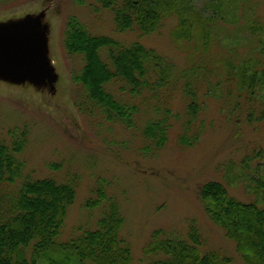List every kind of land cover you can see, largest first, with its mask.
<instances>
[{"label":"trees","instance_id":"1","mask_svg":"<svg viewBox=\"0 0 264 264\" xmlns=\"http://www.w3.org/2000/svg\"><path fill=\"white\" fill-rule=\"evenodd\" d=\"M195 1L97 0L93 7L96 12L111 13L119 33L136 31L145 36L176 19L173 40L189 62L179 76L187 96L188 124L178 137L184 147L196 145L201 136L192 130L202 112L200 86H209L207 91L213 93L227 91L233 112L243 111L250 124L264 123V13L260 14L255 0H208L204 9ZM64 36L67 52L84 61L72 74L83 97L79 106L97 109L109 121L136 127L134 117L140 112L138 105L116 97L113 87L130 98L150 93V98L158 99L159 91L177 81L173 63L140 41L126 44L93 33L74 16L67 20ZM153 107L158 117L142 129L150 143L146 151L165 146L173 127L168 104L159 101ZM14 134L11 142L0 135V264H132V249L121 235L125 217L103 185L87 203L105 206L96 226L60 239L77 197V178L60 182L26 176L17 184L23 173L19 155L26 147L27 133ZM262 154L253 160L257 170L255 176L250 174L249 187L255 194L251 202L232 195L220 180L205 182L198 191L206 213L236 244L244 264H264V162L256 160ZM251 157L247 155L242 165ZM161 233L152 234L145 252L164 257L147 264H233L221 251L202 250L204 241L195 225L190 226L188 239H160Z\"/></svg>","mask_w":264,"mask_h":264},{"label":"rangeland","instance_id":"2","mask_svg":"<svg viewBox=\"0 0 264 264\" xmlns=\"http://www.w3.org/2000/svg\"><path fill=\"white\" fill-rule=\"evenodd\" d=\"M207 2L196 0L195 4L204 9ZM255 2L263 14L264 0ZM95 5L97 0H0V26L39 21L50 70V75L38 80L0 77V135L11 142L15 132L27 133L26 147L19 155L23 173L17 184L26 176L52 177L60 182L77 178V197L68 211L61 240L96 226L105 206L90 207L87 203L103 185L125 217L121 235L132 249V264L164 257L145 252L155 231L161 230L160 239H188L191 225L200 231L203 251H221L233 264H244L236 244L206 213L198 191L203 183L220 180L238 199H255L249 184L257 170L254 156L264 153V123L250 124L243 111L233 112L227 91L213 93L207 91L209 86H200L202 112L192 130L201 136L196 145L182 146L178 137L188 118L187 96L182 91L185 81L179 76L189 62L173 40L176 19L167 20L159 31L145 36L136 31L119 33L113 15L106 10L96 12ZM73 16L93 33L126 44L140 41L173 63V79L177 81L159 91L158 99L150 98V93L130 98L118 87L111 89L116 97L140 107L134 117L136 127L109 121L97 109L79 106L83 97L72 74L83 67V57L70 55L64 47L65 25ZM159 101L171 108L173 127L165 146L146 151L150 143L142 129L148 120L158 117L153 105ZM247 155L252 157L243 166ZM256 160L264 162V154ZM53 164L60 167H51Z\"/></svg>","mask_w":264,"mask_h":264},{"label":"water","instance_id":"3","mask_svg":"<svg viewBox=\"0 0 264 264\" xmlns=\"http://www.w3.org/2000/svg\"><path fill=\"white\" fill-rule=\"evenodd\" d=\"M37 19L0 26V77L38 80L50 75L44 31Z\"/></svg>","mask_w":264,"mask_h":264}]
</instances>
